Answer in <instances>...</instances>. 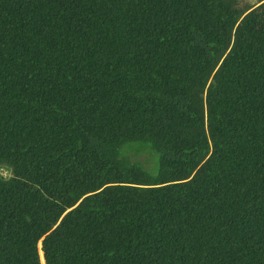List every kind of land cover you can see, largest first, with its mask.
<instances>
[{"label": "trees", "instance_id": "16d2710c", "mask_svg": "<svg viewBox=\"0 0 264 264\" xmlns=\"http://www.w3.org/2000/svg\"><path fill=\"white\" fill-rule=\"evenodd\" d=\"M1 165L0 264H264V0H0Z\"/></svg>", "mask_w": 264, "mask_h": 264}, {"label": "rangeland", "instance_id": "374dc122", "mask_svg": "<svg viewBox=\"0 0 264 264\" xmlns=\"http://www.w3.org/2000/svg\"><path fill=\"white\" fill-rule=\"evenodd\" d=\"M248 4L255 5L258 4L259 0H242ZM135 143L127 144L123 150L122 155L129 157L132 161L139 163L143 166L147 171L157 174L159 169V154L149 148L140 147ZM0 176L3 178H9L11 176V169L1 165L0 166Z\"/></svg>", "mask_w": 264, "mask_h": 264}, {"label": "snow or ice", "instance_id": "6c2138e0", "mask_svg": "<svg viewBox=\"0 0 264 264\" xmlns=\"http://www.w3.org/2000/svg\"><path fill=\"white\" fill-rule=\"evenodd\" d=\"M227 55V54H225ZM191 179V177H189ZM177 183H184V181H176ZM98 191H102V189H98ZM73 207H76L74 204ZM72 209H69V212ZM66 215V214H65ZM64 222V216L59 217V219L54 218L52 224L49 225V230H46L43 234H38L34 238L33 243V251H39V255L37 258V264H46V252H47V244L48 241L56 235L59 228L62 227Z\"/></svg>", "mask_w": 264, "mask_h": 264}]
</instances>
